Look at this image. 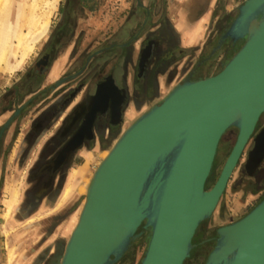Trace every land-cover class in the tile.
Returning <instances> with one entry per match:
<instances>
[{"label":"flooded vegetation","instance_id":"flooded-vegetation-1","mask_svg":"<svg viewBox=\"0 0 264 264\" xmlns=\"http://www.w3.org/2000/svg\"><path fill=\"white\" fill-rule=\"evenodd\" d=\"M236 1H240L236 9L229 11L226 0H59L55 21L33 60L20 76L0 87V149L13 147L19 132L25 130L17 161L21 166L31 162L15 219L30 217L42 203L55 202L69 173L83 158L81 154L108 148L120 136L129 107L142 112L160 104L166 94L162 86L173 88L187 76L195 81L219 73L244 43L238 39L216 45L245 0ZM179 4L188 19H200L211 8L204 41L188 46L189 49L182 48L185 46L172 15ZM118 112L121 123L113 125L111 120H117L113 116ZM263 130L264 114L237 162V185L244 178L253 181L254 186L264 181V139H258ZM237 133L231 127L220 138L218 146L228 144L220 171ZM257 139L262 151L260 159L254 151ZM216 154L205 182L206 190L210 189L207 187ZM69 205L49 216L41 228L42 237L31 243L23 255L14 254L11 263L16 260L18 264H59L64 239L56 237L53 245L46 243ZM203 222L195 231L191 250L197 240H211V232ZM150 232L143 222L113 264H122L124 256L142 243L146 251ZM205 251L203 247L201 254ZM2 254L0 246V260Z\"/></svg>","mask_w":264,"mask_h":264},{"label":"water","instance_id":"water-1","mask_svg":"<svg viewBox=\"0 0 264 264\" xmlns=\"http://www.w3.org/2000/svg\"><path fill=\"white\" fill-rule=\"evenodd\" d=\"M238 39L244 43L219 73L185 77L123 130L93 172L59 264H113L143 222L151 232L140 264H183L264 114V0H245L216 45ZM113 117L111 124L121 123L119 112ZM231 127L236 141L206 190L218 143ZM204 264H264V198L216 230Z\"/></svg>","mask_w":264,"mask_h":264},{"label":"rangeland","instance_id":"rangeland-1","mask_svg":"<svg viewBox=\"0 0 264 264\" xmlns=\"http://www.w3.org/2000/svg\"><path fill=\"white\" fill-rule=\"evenodd\" d=\"M239 3L240 1L236 0H226L225 5L230 11L232 9L235 10ZM58 4L59 0H0V87L10 83L14 77H18L20 69L25 68L32 60L33 54L37 52L36 49L40 47L48 33L49 27L55 21ZM182 9V4H179L173 10L174 14H172L175 25L181 29L182 41L185 40L186 31H190L191 34L189 36L197 42L202 43L205 39L203 34L208 27L207 23L211 8H209L208 13L200 21H195L196 18H185ZM170 89L171 85H164L161 88L166 94ZM147 110L148 107L144 108L142 112L140 111L136 115H132V117L125 115L123 120L124 125L121 131L126 129ZM23 133L19 132L17 141L13 147L4 146L0 149V246L1 252L4 253L2 254L0 264H18L16 260L13 263L11 262L14 259L13 252L16 250L14 246L16 242L15 238H13L15 233L14 229L16 230L17 228L15 227L19 226L15 224L16 211L21 203L24 190L27 187L25 179L26 164L21 166L17 161L21 152V135ZM113 144L114 141L108 148L102 147L100 150L96 149L91 154H85L83 158L78 159L74 170L68 175L59 205L67 202L59 206L58 209H63L69 203L71 206L69 205V210L63 212L62 222L54 230V233H56L54 237H62L64 239V245L77 222L81 207L84 203L86 188L93 172L101 160L107 155L108 150ZM103 148L107 149L102 150ZM227 152L228 144H219L214 172L207 188H211L212 182L218 175ZM238 170L239 165L236 167L212 215L208 220L203 222L206 230L211 232L209 236L211 239L215 237L216 240L215 231L218 228L231 224L245 216L264 196V181L259 184L256 183L254 186L253 181L244 178L237 185L234 179L238 175ZM71 199L73 201L69 202ZM47 213L49 211L43 212V215ZM36 229L37 227L34 226L31 229V243H36L42 237L39 228L38 232L40 233ZM194 240H197V238ZM212 243V241L208 243L204 240H197L195 247H193L189 254L188 261L191 259L189 264H204L207 255L213 249ZM203 247L206 248V251L201 254ZM144 251V243L132 248L130 253L124 256V262L122 264H139ZM19 264L21 263L19 262Z\"/></svg>","mask_w":264,"mask_h":264},{"label":"crops","instance_id":"crops-1","mask_svg":"<svg viewBox=\"0 0 264 264\" xmlns=\"http://www.w3.org/2000/svg\"><path fill=\"white\" fill-rule=\"evenodd\" d=\"M202 18L196 19L195 21H200ZM178 29H179V31L181 30L180 28H178ZM189 34H191V32L190 31L189 32L186 31L185 40L182 41V39H181V44L183 46H185V47H182L183 49H189L191 47H188V46H191L193 44H196V42H197L196 40L192 39L189 36ZM38 49H39V47L36 49L37 52H38ZM37 52H35L33 54L32 60H33V58H34V56L36 55ZM29 63L26 65V67L29 65ZM26 67L23 68V69H20L18 76H20L22 74L23 70H25ZM6 85H4V86H6ZM134 114L136 115V110L132 106L129 107L128 110L125 113V115H128L130 117H132V115H134ZM123 125H124V123H123ZM20 132L21 133L22 132L25 133V130H21ZM21 136L23 138V135H21ZM105 149H107V148H105ZM85 154L82 153L81 154V157H84ZM24 162L26 163V161H24ZM30 163L31 162L27 161V163H26V170H27L28 166L30 165ZM73 170H74V167H73ZM65 185H66V183H65ZM64 189H65V186H64ZM64 189H63V191H64ZM63 191H62L61 195L59 196V198L55 202L50 203V204L49 203H42L39 206V208L37 209V211L35 213H33L30 217L21 218V217L18 216V218L15 219V224H17L19 226L15 227V228H17L16 230L14 229L15 233L13 231V233H14L13 238H15V242H16V244L14 245L15 248H16V250L13 252L14 254H17L18 253V254H22L23 255V253L27 252V250H29L31 248V229L33 228V226L34 227H37V229H36L37 232H38V228H39V230L41 232L42 231L41 228H43V226L45 225V221L48 219V217L51 216V215H53V214H55L56 212H58L60 210V209H58L59 206H62L64 204H66L67 201L66 202H63V204L59 205V202L61 201V196L63 194ZM69 194H70V191H69ZM72 201H73V199H71V201H69V202H72ZM46 211H49V213H47L46 215L45 214L43 215V212H46ZM40 232H38V233H40ZM54 236H56V233L52 234L47 239V243H46L47 245L48 244L53 245V243H54L53 241H54V239H56V237H54Z\"/></svg>","mask_w":264,"mask_h":264},{"label":"trees","instance_id":"trees-1","mask_svg":"<svg viewBox=\"0 0 264 264\" xmlns=\"http://www.w3.org/2000/svg\"><path fill=\"white\" fill-rule=\"evenodd\" d=\"M102 150H104V149H102ZM263 198H264V196H263V197L257 202V204H258ZM257 204H256V205H257ZM256 205H255V206H256ZM211 241L213 242L214 239L208 240V241H206V242L209 243V242H211ZM212 245H213V244H212ZM188 258H189V255H188V257L184 260L183 264H189V261H190L191 259H189V261H188ZM117 262H118V261H117ZM114 264H120V263H114ZM139 264H140V263H139Z\"/></svg>","mask_w":264,"mask_h":264},{"label":"bare ground","instance_id":"bare-ground-1","mask_svg":"<svg viewBox=\"0 0 264 264\" xmlns=\"http://www.w3.org/2000/svg\"><path fill=\"white\" fill-rule=\"evenodd\" d=\"M260 152V151H259ZM259 153H257L255 156L258 157Z\"/></svg>","mask_w":264,"mask_h":264}]
</instances>
